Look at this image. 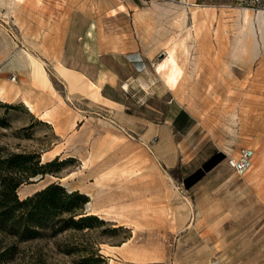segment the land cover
Here are the masks:
<instances>
[{"label": "rangeland", "instance_id": "374dc122", "mask_svg": "<svg viewBox=\"0 0 264 264\" xmlns=\"http://www.w3.org/2000/svg\"><path fill=\"white\" fill-rule=\"evenodd\" d=\"M19 1L12 0V6ZM59 5L72 11L77 28L89 23L93 32L114 35L125 50L137 46L150 59L135 81L121 88L127 108L98 110L91 121L83 118L74 128L68 123L69 132L62 135L19 100L0 99L3 153H36L41 163L67 160L22 182L19 199L53 182L68 191L86 184L94 200L85 211L104 221L23 241L0 232V251L14 244L17 264H264V0H59ZM169 56L181 67L173 87L165 81L167 71L156 70ZM169 106L173 115L179 111L171 130L174 141L183 140L188 148L181 153L184 162L198 163L203 144V150L220 148L228 175L240 187L216 185L204 199L196 197L178 188V165L166 169L173 183L164 202L144 193L135 198L132 168H119L114 177L100 175L122 161L161 162L153 151L136 153L119 144L132 141L127 134L136 136L131 130L143 121L135 117L158 126ZM106 136L113 140H101ZM241 147L252 148L254 157L252 168L238 176L228 159ZM211 205L217 215L227 213L219 230L206 224L196 230L192 222L182 227L181 209Z\"/></svg>", "mask_w": 264, "mask_h": 264}, {"label": "crops", "instance_id": "0c3cea01", "mask_svg": "<svg viewBox=\"0 0 264 264\" xmlns=\"http://www.w3.org/2000/svg\"><path fill=\"white\" fill-rule=\"evenodd\" d=\"M14 3L12 6V0H0V99L19 100L36 118L56 127L60 135L69 132L68 123L74 128L83 118L86 122L91 121L92 114L98 110L114 113L127 108L125 104L129 99H121V88L135 81L138 73L146 69L148 55L139 53L137 46L125 50L114 35L102 37L104 35L99 32H93L89 23L77 28L72 11L69 8L61 10L59 0H20ZM135 52L138 54H133ZM156 70L167 71L165 81L172 87L181 75V67L171 56L159 62ZM56 82L63 85L66 95L61 94ZM75 104H82L84 109H77ZM151 109L156 111L154 106ZM178 113L173 115L169 106L164 112V123L158 126L147 117L138 115L135 119L143 122L135 124L131 130L136 136L129 138L132 141L119 144H125L136 153L146 148L158 154L161 162L133 160L130 165H125L126 162L122 161L107 166L100 175L114 177L119 171L132 168L129 180L135 198L143 197L141 194L144 193L145 197L162 198L164 202L172 196L173 183L166 169L178 165L182 175L178 188L196 197L204 199L216 185H219L218 190L229 186L235 189L236 184L240 187L241 183L228 175L225 153L220 148L203 150V144L199 150H202V158L198 163L184 162L181 153L188 148H183V140L174 141L171 130V120ZM112 117L118 122L114 115ZM91 132L94 136V131ZM101 140L113 139L106 136ZM213 156L219 158L210 168L203 170L204 163ZM119 168L121 170H117ZM199 170L202 173L194 175ZM76 189L91 199L87 203L89 209L94 200L90 187L80 183ZM214 208L211 205L208 208L196 206L190 211L181 209L178 215L183 221L182 227L192 222V226H198L196 230L204 229V224L216 225L215 229L219 230L227 213L217 215Z\"/></svg>", "mask_w": 264, "mask_h": 264}, {"label": "trees", "instance_id": "16d2710c", "mask_svg": "<svg viewBox=\"0 0 264 264\" xmlns=\"http://www.w3.org/2000/svg\"><path fill=\"white\" fill-rule=\"evenodd\" d=\"M218 158L211 157L204 163L203 170L210 168ZM66 163V159L58 161L57 158L41 163L36 153H3L0 150V232L23 241L39 237L46 231L55 235L68 229L83 230L104 223L96 215L86 213L85 206L89 202L86 194L68 191L59 183H50L19 199L16 189L22 182L52 172L54 165ZM201 173L199 170L194 175ZM15 250L13 244L0 251V264H17L12 257Z\"/></svg>", "mask_w": 264, "mask_h": 264}, {"label": "built area", "instance_id": "2783aa9c", "mask_svg": "<svg viewBox=\"0 0 264 264\" xmlns=\"http://www.w3.org/2000/svg\"><path fill=\"white\" fill-rule=\"evenodd\" d=\"M14 77H11L13 80ZM132 137L130 134H127ZM254 150L250 147H241L236 157L228 159V164L238 176H243L253 165Z\"/></svg>", "mask_w": 264, "mask_h": 264}]
</instances>
